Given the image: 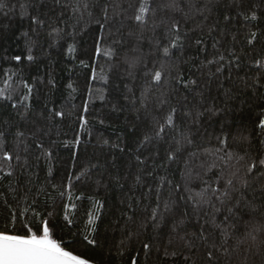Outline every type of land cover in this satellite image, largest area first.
<instances>
[{
	"label": "trees",
	"instance_id": "16d2710c",
	"mask_svg": "<svg viewBox=\"0 0 264 264\" xmlns=\"http://www.w3.org/2000/svg\"><path fill=\"white\" fill-rule=\"evenodd\" d=\"M0 3V139L13 157L0 163V228L11 226L13 211L17 229L27 223L35 231L46 219L53 239L95 264H131L132 256L138 264H264V176L254 169L251 187L229 201L255 198L257 211L227 221L226 207L214 200L221 208L214 212L198 195L205 181L223 191L232 172L242 175L264 156V67L256 64H264V0H175L179 10L173 0H149L144 22L134 19L140 0H87V8L85 0ZM177 35L180 46L165 56ZM113 41L114 56L96 52L98 42L106 50ZM137 55L129 75L125 59ZM171 108L175 126L155 137L153 119L163 123ZM181 133L191 143L169 160ZM142 242L152 245L147 253Z\"/></svg>",
	"mask_w": 264,
	"mask_h": 264
},
{
	"label": "snow or ice",
	"instance_id": "6c2138e0",
	"mask_svg": "<svg viewBox=\"0 0 264 264\" xmlns=\"http://www.w3.org/2000/svg\"><path fill=\"white\" fill-rule=\"evenodd\" d=\"M57 3H59V0H57ZM176 10H179L178 5L175 3V0H173L172 5ZM0 7H3V4L0 3ZM84 7L87 8V0H85ZM149 0H140L139 7L136 10V14L134 15V19L136 21L144 22L145 21V14L149 11ZM104 13L105 17L107 18V5L104 7ZM252 19H255V14L252 15ZM33 23L35 24H42V21L38 19V17L33 16L32 18ZM225 19H228V17H225ZM245 19H248L246 16ZM99 27L101 29L105 28V24H100ZM173 29L178 30V24L173 23L172 24ZM256 33H252L253 39L255 38ZM180 40V36L177 35L174 40L171 41L169 47L163 48V54L165 56L169 55L170 48H176L180 46L178 44V41ZM119 41H113L112 45H109L106 50H102L100 43H97L96 52L99 54L103 51V55L105 56H114L115 55V48L114 45L118 43ZM197 44H200L201 41L197 40ZM218 43V42H217ZM249 44L252 43V39H249ZM74 46L69 45V51H73ZM31 51V50H29ZM133 52H137L138 49L134 48L132 49ZM13 59L20 61L21 56H15ZM27 59L32 60L33 57L29 55ZM141 57L140 56H132V57H126L125 63L128 65L129 68V75L133 74V71L137 68V66L141 63ZM221 60L223 57L221 56ZM209 63H212L211 61ZM81 64H84L85 67L88 65L81 61ZM256 64L258 66L264 67V64L261 63V61H256ZM217 72L221 71V68L216 69ZM93 79H95V68H93ZM147 75V73H146ZM162 80V71L156 70L154 74L152 75V81L156 82L157 84L160 83ZM7 83V81H5ZM194 83V81H193ZM259 83V81H257ZM69 87L71 88L72 85L69 84ZM4 90H0V96H3ZM10 98V97H9ZM23 99H27V96H25ZM166 101L161 100L160 105H164ZM15 107V105H13ZM85 110H87V101L85 102ZM210 110V109H209ZM175 108H171L169 113L166 114L163 117V123L160 122L159 119L154 118L153 119V134L155 137L159 138L162 133L165 132V128L168 126L174 127V121L173 116L176 113ZM56 116H63L64 114L62 112H55ZM185 115H188L186 113ZM199 115H202L201 113L197 114V118ZM196 121L194 120L193 123ZM87 121L84 119L83 116L80 117V124L81 127L86 125ZM258 127L261 129H264V115H261L259 119ZM5 133L0 132V138L4 137ZM23 133H17V136H22ZM78 140V137H77ZM150 140V137L148 135L144 136V139L140 142V145L142 146L145 142H148ZM184 143H191V140L184 136L183 133H181V139L176 140V148L173 152H170L168 155V159L172 160L175 159L176 155L179 154L184 147ZM221 143H224L222 140ZM264 143V141H262ZM37 147H43L41 144H37ZM139 147V146H138ZM5 149V143L3 139H0V156H2V161L7 162L10 161L13 157L12 155L4 150ZM123 151V149H121ZM131 151V149H129ZM194 155V153L192 154ZM232 154L230 153L229 156ZM17 160L19 159V156L15 157ZM139 159V157H137ZM235 159L237 161L244 160V156H236ZM257 170L262 176H264V156L257 157L255 160H252V162L248 163L244 173L241 175L240 170L237 169L236 171L232 172L230 176H228L227 179H224L223 176L217 177V180L224 179V189L221 191L219 188H213L211 185L208 184L207 181H205V184L207 187H205L201 193L198 195L201 197L200 204H209L213 206L214 212L221 211V208H216L213 204V201H218L222 207H226L228 216L225 217V221L229 219L230 216H236L238 211L243 210H251L252 212L257 211V204L255 203V198L249 201L244 200V196L242 194L237 195L236 202L230 204L229 201L232 199V193H240L242 189L250 188L251 185L249 184L246 177L248 174L252 173L253 170ZM140 178L137 177V181L139 182ZM161 180H163V177H161ZM239 182L240 187L237 188L235 185ZM170 183V182H169ZM177 188L179 185L176 186ZM262 188H264V185H261ZM255 191V189H253ZM61 195H64L62 192ZM91 199V198H90ZM159 199V197H158ZM241 202H243V209L240 208ZM97 208L102 207L103 205L100 203V201H95ZM262 206H264V202H262ZM66 208L69 206L66 205ZM71 207H75V205H71ZM165 209L167 210L170 205L168 203H165L164 205ZM27 211V210H25ZM20 216H23V212L19 213ZM51 215V214H49ZM98 212L96 215H90L88 220V225L91 226V231H95V222L97 218ZM157 211L154 208L152 212L151 219L153 221L157 218ZM261 215L264 216V212H261ZM36 217H39V213H35ZM11 219L12 223L11 226L8 223H5L3 228H0V264H95V260L92 257L85 258V254H76L75 249H70L67 246H62L61 240L53 239L52 237V230L49 227V221L43 220L42 221V227L40 225L36 226V230L33 231V228L30 227L27 223H23L19 229H17L15 221L17 219V213L13 211L11 213ZM67 219V216L65 217ZM163 222V217H161V223ZM71 223V221H69ZM183 224V220H180L179 222H176L173 224V231H176L177 227L179 225ZM156 227H159V224L155 225ZM143 227V225H142ZM216 227H220L219 225H216ZM23 234H20V233ZM131 235V233H130ZM87 239V237H85ZM183 239V237H182ZM90 243L95 244L96 240L93 239L90 241ZM152 245L150 243L142 242V249L147 253L151 249ZM214 247V246H212ZM123 255V253H120ZM177 253L172 252L169 253L167 250H165L164 255H173L175 256ZM214 253L212 250L207 251V257L209 261L213 259ZM131 264H138V260L136 256H132L131 258ZM190 259V257H185V260Z\"/></svg>",
	"mask_w": 264,
	"mask_h": 264
}]
</instances>
